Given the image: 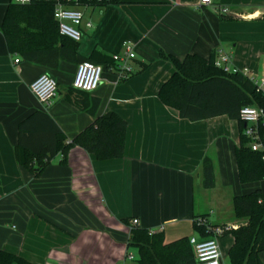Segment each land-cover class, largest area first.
I'll return each mask as SVG.
<instances>
[{
    "label": "crops",
    "instance_id": "crops-1",
    "mask_svg": "<svg viewBox=\"0 0 264 264\" xmlns=\"http://www.w3.org/2000/svg\"><path fill=\"white\" fill-rule=\"evenodd\" d=\"M36 1L83 13L82 39L65 50L71 60L54 68L24 61L9 52L1 30L14 2L0 0V251L33 264H138L137 249L129 247L133 219L139 220L138 228L163 234L166 244L183 238L202 242L195 230L201 219L212 231L244 225L236 218L234 199L258 189L264 193V181H239V124L227 116L191 122L158 95L174 72L163 54L180 60L188 55L217 60L226 54L231 68L264 83V0H211L208 5L122 0L110 6ZM224 8L229 14H221ZM126 43L135 59L129 63L132 73L121 79L113 58L124 56ZM88 60L105 69L92 93L72 87L79 64ZM42 75L58 82V95L48 108L30 90ZM108 113L128 124L122 158L99 160L75 147L65 158L55 156L38 176L23 166L25 143L38 152L52 148L55 128L45 115L69 143ZM206 161L214 170L211 190L204 185ZM211 196L217 209L210 205ZM234 241L232 235L218 240L220 250L226 243L225 264H231ZM259 257L264 264V252Z\"/></svg>",
    "mask_w": 264,
    "mask_h": 264
},
{
    "label": "trees",
    "instance_id": "trees-1",
    "mask_svg": "<svg viewBox=\"0 0 264 264\" xmlns=\"http://www.w3.org/2000/svg\"><path fill=\"white\" fill-rule=\"evenodd\" d=\"M122 0H102L93 4L121 5ZM82 1L80 3H85ZM56 2L33 0L28 5L11 3L6 11L1 30L9 52L19 55L25 61L35 62L54 68L59 61L71 60L65 50L77 42L60 35L55 19ZM99 54L95 52L94 55ZM174 67L172 77L161 87L159 99L163 105L179 112L183 119L191 122L227 116L236 121L240 129V144L235 150L239 181L242 184L264 181V119L257 125L258 143L262 150L253 151V138L246 135L247 125L241 120L240 112L245 107L264 108V94L244 74L228 73L216 66V58L188 55L180 60L172 55H162ZM74 89V88H73ZM75 90V89H74ZM99 102L90 113L96 116ZM54 131L51 133V149L38 150L25 143L23 166L36 176L41 173L58 154L65 158L71 149L80 147L99 160L120 159L124 156L127 136V122L116 113L97 117L95 122L76 136L71 142L52 119ZM26 124V123H25ZM26 135V134H25ZM22 126L20 145L22 146ZM36 162L37 168H34ZM204 185L211 190L215 185L214 170L206 161L204 165ZM236 218L245 224L225 232L232 235L234 245L229 252L231 264H262L260 254L264 252V193L258 189L248 195L234 199ZM195 230L203 241L214 237V232L206 225L195 222ZM129 247L137 249L138 264H197L196 252L190 239L183 238L166 244L163 234L150 235L148 230L132 229ZM0 264H33L17 255L0 251Z\"/></svg>",
    "mask_w": 264,
    "mask_h": 264
},
{
    "label": "built area",
    "instance_id": "built-area-1",
    "mask_svg": "<svg viewBox=\"0 0 264 264\" xmlns=\"http://www.w3.org/2000/svg\"><path fill=\"white\" fill-rule=\"evenodd\" d=\"M33 0H13L15 4L28 5ZM74 3H80L85 0H68ZM93 0H86V2H92ZM96 2H101L102 0H95ZM201 5L211 4V0H201ZM221 14H229L228 9H221ZM55 19L59 24V32L61 36L69 38L74 42H80L82 39V33L79 30L83 22V13L74 10H65L60 6L55 9ZM91 27V25H88ZM114 61L119 63V76L121 79L126 78L132 73V67L129 63L135 59V54L133 52V46L130 43L125 44V54L124 56L115 55ZM19 59L15 60L18 64ZM216 66L222 68L228 73H238L239 70L231 68V58L226 54H221L216 60ZM104 66L96 64L92 61H84L79 64L76 75L72 84V87L76 91L84 93H92L96 91L103 80ZM254 84L258 86V91L264 94V83L259 84L253 79H250ZM30 90L35 98L45 107H50L57 95H58V82L55 78L50 75H42L37 80H35L31 86ZM241 120L247 125L246 135L253 138L254 142L252 144L253 151L262 150V145L258 143V133L257 125L264 119V108L256 107H245L240 112ZM200 225H206L203 219L199 220ZM140 222L138 219H133L131 221L130 227L138 228ZM235 229L230 226H225L222 228H216L213 230L214 237L207 241L198 242L195 238L190 240V244L193 246L196 252L197 264H225L222 261V254L219 246V238H221L225 232ZM150 235H153V231H149ZM130 261H134L135 257L132 254L128 255Z\"/></svg>",
    "mask_w": 264,
    "mask_h": 264
},
{
    "label": "rangeland",
    "instance_id": "rangeland-1",
    "mask_svg": "<svg viewBox=\"0 0 264 264\" xmlns=\"http://www.w3.org/2000/svg\"><path fill=\"white\" fill-rule=\"evenodd\" d=\"M208 195H209V193H208ZM208 198H209V196H208ZM211 203H210V205L212 206V208H214V209H217V207H216V205L215 204H217V202H216V198L215 197H213L212 198V196H211ZM225 241V240H224ZM226 243H223V245H222V247H221V251H222V254L224 255V256H228V252H226L227 251V248H226Z\"/></svg>",
    "mask_w": 264,
    "mask_h": 264
}]
</instances>
